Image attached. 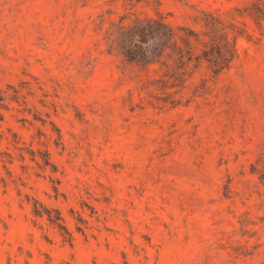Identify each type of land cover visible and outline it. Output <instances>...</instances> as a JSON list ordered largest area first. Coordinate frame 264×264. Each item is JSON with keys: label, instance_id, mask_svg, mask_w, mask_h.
Here are the masks:
<instances>
[{"label": "rangeland", "instance_id": "374dc122", "mask_svg": "<svg viewBox=\"0 0 264 264\" xmlns=\"http://www.w3.org/2000/svg\"><path fill=\"white\" fill-rule=\"evenodd\" d=\"M150 1L191 26L251 2ZM107 7L0 0V264H264V34L163 93L106 50Z\"/></svg>", "mask_w": 264, "mask_h": 264}, {"label": "trees", "instance_id": "16d2710c", "mask_svg": "<svg viewBox=\"0 0 264 264\" xmlns=\"http://www.w3.org/2000/svg\"><path fill=\"white\" fill-rule=\"evenodd\" d=\"M107 4L94 23L102 32L106 50L133 63V76L143 86L156 85L163 93L176 85L184 88L201 70L208 74L206 79H215L238 56L236 42L240 37L250 40L264 34V0H251L225 11L196 9L191 15L195 26L168 22L158 1L153 14L144 10L150 0H107ZM242 15L253 21L252 32ZM258 156L250 164V171L264 174V151ZM34 210L40 213L36 206ZM45 211L49 221L66 229L60 223V214Z\"/></svg>", "mask_w": 264, "mask_h": 264}]
</instances>
